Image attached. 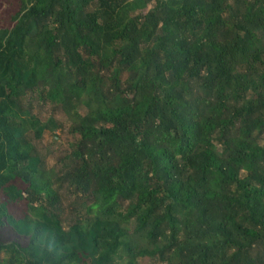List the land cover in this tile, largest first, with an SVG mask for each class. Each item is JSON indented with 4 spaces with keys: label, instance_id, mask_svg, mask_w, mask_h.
Here are the masks:
<instances>
[{
    "label": "trees",
    "instance_id": "trees-1",
    "mask_svg": "<svg viewBox=\"0 0 264 264\" xmlns=\"http://www.w3.org/2000/svg\"><path fill=\"white\" fill-rule=\"evenodd\" d=\"M0 24V264H264V0H0Z\"/></svg>",
    "mask_w": 264,
    "mask_h": 264
},
{
    "label": "rangeland",
    "instance_id": "rangeland-1",
    "mask_svg": "<svg viewBox=\"0 0 264 264\" xmlns=\"http://www.w3.org/2000/svg\"><path fill=\"white\" fill-rule=\"evenodd\" d=\"M4 8H6L4 6ZM3 8V9H4ZM7 9V8H6ZM1 25V24H0ZM36 113L42 115L43 117H47L50 113V106H37L35 109ZM57 118L61 121H65V118L61 113H57ZM59 137H54V134L46 131L43 138L35 141V144L38 147V150L47 155V164L48 166H52L54 164V160L56 157L60 156L64 150L67 148V138L66 133L62 134L61 132H56ZM145 264H149L148 262Z\"/></svg>",
    "mask_w": 264,
    "mask_h": 264
}]
</instances>
